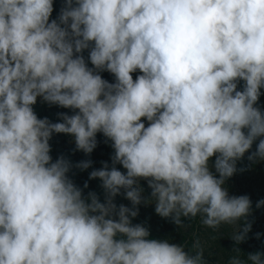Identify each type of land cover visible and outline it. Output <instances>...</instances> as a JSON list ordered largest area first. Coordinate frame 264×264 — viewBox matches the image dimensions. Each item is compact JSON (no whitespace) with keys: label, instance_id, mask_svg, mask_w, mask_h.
Wrapping results in <instances>:
<instances>
[{"label":"clouds","instance_id":"clouds-1","mask_svg":"<svg viewBox=\"0 0 264 264\" xmlns=\"http://www.w3.org/2000/svg\"><path fill=\"white\" fill-rule=\"evenodd\" d=\"M52 12L53 0H0V264H207L198 240L186 250L133 224L142 202L177 226L237 225L244 242L252 202L226 182L257 140L247 158L264 162V0H64ZM38 99L73 114L39 118ZM98 133L114 149L89 173L103 202L69 176L91 160L50 154L53 134L90 155ZM122 190L132 207L114 202ZM233 250L228 264H264Z\"/></svg>","mask_w":264,"mask_h":264},{"label":"trees","instance_id":"trees-1","mask_svg":"<svg viewBox=\"0 0 264 264\" xmlns=\"http://www.w3.org/2000/svg\"><path fill=\"white\" fill-rule=\"evenodd\" d=\"M63 4L64 0H53V12L50 20L58 17ZM83 55L87 61L88 50H85ZM88 66L92 67L90 62H88ZM100 74L102 78L109 82L115 81L114 76L107 71ZM140 74L139 71L132 73L133 79L135 80L136 76ZM243 84L244 82L240 81L238 90H242ZM261 91L264 93V89ZM257 106L264 111V94L261 95ZM32 107L39 118L47 117L51 122H61L60 117L57 115L60 112H66L69 115L73 114L70 109L60 108L55 105L50 106L40 99ZM142 120L145 126H148L149 122L144 118ZM61 139L64 140L63 137ZM97 141V147L90 155H86L82 151L76 152V158L71 160L74 164L81 160H91L93 163L92 167L84 171L73 168L71 171L73 176L71 178L81 188L87 182L88 188L84 189V194L87 195L88 192L94 191L99 196L101 202H103L104 191L100 187L101 182L99 179L90 180L89 173L93 169L101 168L103 166L102 162H108L109 167H111L114 149L111 147V141L106 142V138L100 133L97 134ZM257 143L258 140L254 142L252 149L248 153H245V156L241 160L237 161V172L226 182L229 195H248L252 202V212L247 218L252 225L251 230L247 234L246 240L241 244L235 245V242L231 239L233 233L238 228L237 225L222 224L218 228L212 229L203 225L198 215L195 218H182L183 224L177 226L170 220L158 216L155 213L154 205L143 202L137 206L139 214L136 218L132 219V223H141L146 226L150 231V239H169L171 242L183 244L186 250H192L193 243L198 240L203 249L204 259L207 261V264H228V261L237 255L233 250L234 246L240 249V258L244 260L247 259L249 253H264V205L259 208L256 207L258 201L264 200V162L253 163L247 158L251 151H255ZM55 152L51 149L50 154L53 160L61 154L65 155L64 151L57 154ZM65 156L70 159L68 154ZM116 167L122 172L126 171L122 165L117 164ZM140 185L144 189V196L148 198L151 189L148 187L147 182L141 180ZM114 202L117 206L124 204L125 206L132 207L131 202L125 199L123 190L120 195L115 197ZM240 224L242 225L243 221ZM257 234H259L258 237Z\"/></svg>","mask_w":264,"mask_h":264},{"label":"rangeland","instance_id":"rangeland-1","mask_svg":"<svg viewBox=\"0 0 264 264\" xmlns=\"http://www.w3.org/2000/svg\"><path fill=\"white\" fill-rule=\"evenodd\" d=\"M62 137L64 140L61 139ZM63 143H64V145H63ZM50 145H51V149L53 150V152L56 151L55 152L56 154L64 151L65 155L68 154V156L70 157V160L76 158L77 150H75V145L73 143V137H71L70 135L53 134V137L50 140ZM66 147H67V149H66ZM69 176L70 177L73 176L72 172L69 173Z\"/></svg>","mask_w":264,"mask_h":264}]
</instances>
